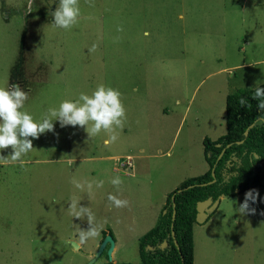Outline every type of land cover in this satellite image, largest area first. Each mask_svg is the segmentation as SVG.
<instances>
[{"label":"rangeland","instance_id":"rangeland-1","mask_svg":"<svg viewBox=\"0 0 264 264\" xmlns=\"http://www.w3.org/2000/svg\"><path fill=\"white\" fill-rule=\"evenodd\" d=\"M49 3L33 0L26 11L27 0H0V84L26 91L21 110L34 119L103 84L120 92L125 117L107 146L104 130L88 138L82 127L54 121L55 134L32 139L22 165L0 164V264L88 262L102 229L123 228L107 195L119 198V186L143 187L149 178L158 188L168 167H207L202 140L225 132L226 94L264 80V0H78L70 29L52 27ZM115 176L119 186L110 183ZM256 190L255 211L225 220L221 232L215 222L196 228L199 253L216 261L217 251H236L231 264H264V160ZM226 198L218 214L236 213L244 193ZM78 206L91 211L97 235L75 248L70 241L89 227L86 215L70 214ZM107 261L105 247L92 264ZM116 262H139L135 239L125 240Z\"/></svg>","mask_w":264,"mask_h":264},{"label":"trees","instance_id":"trees-1","mask_svg":"<svg viewBox=\"0 0 264 264\" xmlns=\"http://www.w3.org/2000/svg\"><path fill=\"white\" fill-rule=\"evenodd\" d=\"M257 86L264 87V80ZM257 86L236 88L226 95L225 133L214 140L207 136L202 140L207 170L184 179L167 194L156 223L138 239L139 262L104 264H193V224L206 222L216 209L207 210L206 216L197 220V202L206 198L214 201L221 195L234 196L255 189L260 183L264 124L255 123L257 101L251 96ZM240 96L248 100L246 106L238 104ZM105 234L112 236L110 230L102 231V238Z\"/></svg>","mask_w":264,"mask_h":264},{"label":"clouds","instance_id":"clouds-1","mask_svg":"<svg viewBox=\"0 0 264 264\" xmlns=\"http://www.w3.org/2000/svg\"><path fill=\"white\" fill-rule=\"evenodd\" d=\"M55 3V7L51 9L52 27L60 29H70L76 24L80 14L78 0H50L49 4ZM33 0H27V10L30 11ZM120 28L117 26V31ZM93 48L95 45L92 46ZM252 98L257 101V118L256 124H264V87L257 86L255 91L251 93ZM27 99V93L20 86L13 83L11 86L6 80L0 84V150L10 147L11 151L7 155H0V164L8 162H19L21 165L24 161L22 156L29 153L32 146V139L38 138L40 134L47 132L54 133V121L59 127H82L87 137L96 136L101 130L108 133L107 138L103 139L105 146L111 144L117 139L113 126L120 129L123 127V119L125 117V109L120 100V92L112 87H106L103 84L91 91L90 94L81 92L75 99L61 100L58 105L51 107L38 118L21 110ZM238 104L246 106L248 100L240 96ZM55 134V133H54ZM31 138V139H30ZM74 163L72 158L66 160L67 166L71 167ZM77 188L81 185L79 182L73 181ZM103 181L97 182L99 187ZM110 183L113 186H119L121 179L119 176L111 177ZM91 188V185H88ZM257 190L248 189L244 193V199L239 203L238 207L233 208V212L241 215L255 211L249 207L251 201L255 204L257 199ZM264 202V196L260 197ZM107 200L114 207L127 206V200L119 199L109 193ZM78 203H69V209H76ZM73 217L80 218L82 215L87 216L89 227L87 230L79 232V241L83 243L88 238L97 235V229L92 225V213L87 207L78 206V210L71 212Z\"/></svg>","mask_w":264,"mask_h":264},{"label":"crops","instance_id":"crops-1","mask_svg":"<svg viewBox=\"0 0 264 264\" xmlns=\"http://www.w3.org/2000/svg\"><path fill=\"white\" fill-rule=\"evenodd\" d=\"M16 79L17 78H13V81H17ZM224 122H225V119H224ZM225 131H226V127H225ZM140 150L142 151L143 149L141 148ZM125 157L129 159L131 164L128 168L131 169L133 166L132 157L130 155H126ZM261 163H260V171H261ZM124 168H127V167L125 166ZM207 168H208V165L206 167V165L204 164L202 165V167L199 166L198 170L192 169V165L186 162L185 164L181 166L180 165L174 166L173 168L168 167L167 170H164L161 174H159V178H161V180H160V186L158 188H156L155 186L154 187L152 186L153 180L150 178L146 182V185H144L143 187L137 186L136 188H134L135 185H131V184L130 185L126 184L125 187L119 186L118 188L119 189L118 190L119 199L127 200L128 203H127V206L125 207L117 208L118 217L117 218L115 217L114 219L117 224L123 225V228L113 229L110 225L109 227L110 229H107V231L110 230L112 232V236H113L112 238L114 239V246L111 251V261L116 262V258L120 255L122 248L125 245V240L132 238V239H135L138 244V239L140 238V236L144 234L148 229H150L156 223L160 209L166 200L167 194L171 190H173L184 179L204 173L207 170ZM259 186H260V183L255 189H257ZM109 190H112V187ZM127 191L133 192L134 195H136L137 197L133 198L131 196H128L126 194ZM243 193L245 192L238 193L234 196H224V195L219 196V202L216 206V209L212 213V215L208 218V220L202 224H196V223L193 224V227H192L193 250H194L193 264H223V263L231 264L233 262L232 258L235 256L236 251H233V252L230 250H225L224 252L217 251L216 261L214 260L212 261L204 253H199L195 245L196 241H195L194 235H195L196 228L197 229L204 228L209 222H215L217 224L216 228L220 230L221 232L222 224L224 222H228L225 220L231 219L232 221L233 220L235 221L237 218V213L229 214L221 210V213L218 214L219 209H220L219 206H220L222 199L226 197H238L239 195ZM108 209L111 211L112 206L109 205ZM104 230L106 229H102V231ZM74 242L78 244V247L82 245L80 241H74ZM220 254L223 255V258H219Z\"/></svg>","mask_w":264,"mask_h":264},{"label":"water","instance_id":"water-1","mask_svg":"<svg viewBox=\"0 0 264 264\" xmlns=\"http://www.w3.org/2000/svg\"><path fill=\"white\" fill-rule=\"evenodd\" d=\"M245 133H247V131H245ZM211 174H212V176H214V170L213 169L211 171ZM212 181H214V178L209 182H212ZM218 202H219V198L215 199L214 201H212L211 198H206L205 200L198 201L196 204V211H197L196 212V219L202 220L206 216V211L210 210L212 208H215L217 206ZM174 214H175V209L173 208L172 218L174 217ZM171 233H172V235L174 234L173 230L171 231ZM70 242L75 248H78V244L76 242H74L72 240ZM113 246H114V239L112 238L111 235L106 234L102 238L101 243H100L96 253L85 264H92L96 260V258L101 254L102 250L105 247H107V253L109 255V261H111V251L113 249Z\"/></svg>","mask_w":264,"mask_h":264},{"label":"built area","instance_id":"built-area-1","mask_svg":"<svg viewBox=\"0 0 264 264\" xmlns=\"http://www.w3.org/2000/svg\"><path fill=\"white\" fill-rule=\"evenodd\" d=\"M127 163V162H126Z\"/></svg>","mask_w":264,"mask_h":264}]
</instances>
